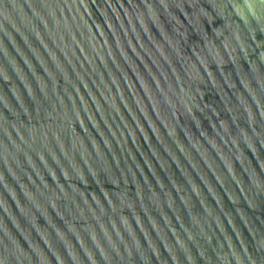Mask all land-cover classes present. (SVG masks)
<instances>
[{
  "label": "water",
  "instance_id": "1",
  "mask_svg": "<svg viewBox=\"0 0 264 264\" xmlns=\"http://www.w3.org/2000/svg\"><path fill=\"white\" fill-rule=\"evenodd\" d=\"M0 264H264V0H0Z\"/></svg>",
  "mask_w": 264,
  "mask_h": 264
}]
</instances>
